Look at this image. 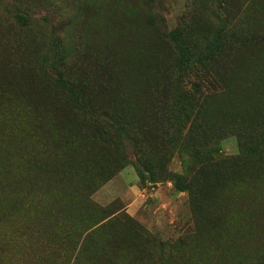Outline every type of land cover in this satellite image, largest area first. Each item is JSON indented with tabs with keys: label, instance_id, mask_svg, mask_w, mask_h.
Listing matches in <instances>:
<instances>
[{
	"label": "rangeland",
	"instance_id": "obj_1",
	"mask_svg": "<svg viewBox=\"0 0 264 264\" xmlns=\"http://www.w3.org/2000/svg\"><path fill=\"white\" fill-rule=\"evenodd\" d=\"M0 264H264V0H0Z\"/></svg>",
	"mask_w": 264,
	"mask_h": 264
},
{
	"label": "trees",
	"instance_id": "obj_2",
	"mask_svg": "<svg viewBox=\"0 0 264 264\" xmlns=\"http://www.w3.org/2000/svg\"><path fill=\"white\" fill-rule=\"evenodd\" d=\"M0 97H3L2 93H0Z\"/></svg>",
	"mask_w": 264,
	"mask_h": 264
}]
</instances>
